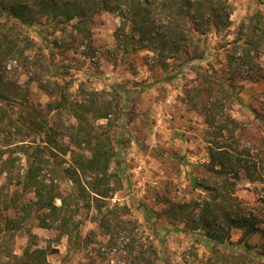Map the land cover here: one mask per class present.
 Here are the masks:
<instances>
[{"label": "rangeland", "instance_id": "374dc122", "mask_svg": "<svg viewBox=\"0 0 264 264\" xmlns=\"http://www.w3.org/2000/svg\"><path fill=\"white\" fill-rule=\"evenodd\" d=\"M231 4V30L209 38L208 46L214 48L212 56L181 70L172 59L167 67L161 66L160 54L147 50L126 52L127 45L116 40V31L121 26L116 13L103 12L87 22L74 20L58 29L48 27L42 33L39 32L42 26L27 29L13 20L7 23L0 16L2 31L23 50L16 60L0 58V79L9 94L6 101H0V264H16V257L23 255L29 244L28 235L24 234L27 228L37 235L39 247L47 248L51 264H137L136 246L140 239L147 242V238L155 243L160 264H224L212 254L209 248L212 243L199 232L178 230L162 212L169 203L200 198L201 191L194 188L193 179L205 175L210 147H229L235 143L227 130L220 132L222 127L232 128L230 117L264 134V50L257 56L258 67L243 68L238 74L244 79L239 81L243 89L237 91L235 100L225 101L223 114L205 110L196 91L206 71L214 76H221L220 71H224L223 75L229 77L227 57L235 51L227 43L239 37L248 16L257 10L264 12V0H231ZM193 38L195 46L203 49L202 38L198 35ZM52 66L64 67L58 78L50 76V79L67 86L71 99L99 91L115 103L118 99H113L110 93L119 87L122 111L111 129L116 150L111 172L118 175L124 189L110 203L129 208L137 222L133 236L121 234L111 238L87 221L82 226V237H90L88 243L75 245L67 237L60 240L55 229L40 227L37 208L30 203L32 195L17 186L16 177L27 167L25 157L20 154L21 147H44L48 145L47 135L55 136L57 142L63 136V141H68V121L47 108L58 96H48L37 88L47 72L53 73ZM232 68L233 75L237 67ZM171 75L173 79L167 78ZM259 75L262 78L255 81ZM30 108L37 111L41 126L35 132L15 130L12 123L18 113ZM238 146V159L252 169L250 173L241 171L236 196L260 217L264 228V153L251 142L241 141ZM6 159L14 161L13 178L1 172L2 161ZM56 159L60 160L57 157L52 160ZM65 159L68 161L69 157ZM250 176L256 180H250ZM70 187V183H62L61 190ZM14 195L17 209L28 205L29 210L25 215L19 214L24 220L22 229H16L15 233L4 227L6 216L19 217L16 210L13 213L5 210ZM142 204L161 215L160 227L153 225L154 214H148ZM241 236L242 231L233 230L234 245L226 250L242 251V246H235ZM249 242L260 246L264 238L256 235Z\"/></svg>", "mask_w": 264, "mask_h": 264}, {"label": "trees", "instance_id": "16d2710c", "mask_svg": "<svg viewBox=\"0 0 264 264\" xmlns=\"http://www.w3.org/2000/svg\"><path fill=\"white\" fill-rule=\"evenodd\" d=\"M103 12L116 13L120 17L116 40L120 45H127L126 52L147 50L160 54L161 66L167 67L168 60L172 59L181 70L212 56L214 48L208 46L209 38L231 30L233 9L231 0H0V16L7 23L13 20L27 29L42 26L40 33L48 27H64L74 20L84 23ZM193 35L202 38L203 49L195 46ZM238 35L237 39L227 43L235 51L227 57L229 77L223 75L224 71H220L221 76H214L205 70L204 81L196 87L208 112L223 114L225 101L235 100L237 91L243 89L239 81L244 79L238 74L243 68L258 67L257 56L264 50V12L257 10L248 16ZM22 53L17 42L0 28V58L16 60ZM234 66L238 72L235 68L232 75ZM198 69L203 70L202 67ZM52 70L53 73L47 72L37 88L48 96H58L47 108L49 112L57 111L68 121V141H63L65 136L57 142L55 136L47 135L48 145L44 147L22 145L25 147H21L20 154L25 157L27 167L16 177L17 186L32 195L29 202L37 208L40 227L55 229L60 240L67 237L75 245L88 243L90 237H82V226L87 221L111 238L121 234L133 236L137 222L131 217L129 208L110 203L124 189L118 175L111 172L116 158L111 129L122 111L119 87H114L110 93L113 99H118L115 103L106 98L105 92L99 91L85 92L80 98L71 99L67 86L50 79V76L60 75L64 67L52 66ZM167 78L173 79L174 75ZM261 78L259 75L255 81ZM5 89L6 85L0 79V101L9 98ZM230 122L232 128L222 127L220 132L227 130L235 143L229 147H210L205 175L193 179L194 188L201 191L200 198L169 203L162 215L182 232H199L212 243L209 247L212 254L224 264H264V244L253 246L249 242L256 235L264 238L263 222L236 196L241 171L250 173L252 169L238 159V144L251 142L264 153V134L254 132L231 117ZM12 126L21 132L24 129L35 132L41 126L37 111L30 108L19 112ZM53 157L60 160L53 161ZM66 157H69L68 161H65ZM13 166L14 161L6 159L2 161L1 172L13 178ZM66 182L71 187L63 191L61 185ZM142 206L148 214H154L153 225L160 227L161 215L147 205ZM17 207L14 195L5 210L12 213L16 210L18 216L29 211L28 205ZM5 218L6 230L15 233L16 229H22L24 219L21 215L16 219ZM233 230L242 231L235 244L242 246L240 252L226 250L234 245L231 243ZM24 234L28 235L29 244L23 255L16 257V264H51L47 248L39 247L37 235L29 228ZM137 247V264H160L159 251L150 238L147 242L140 239Z\"/></svg>", "mask_w": 264, "mask_h": 264}]
</instances>
